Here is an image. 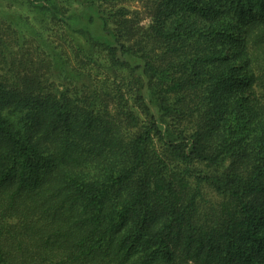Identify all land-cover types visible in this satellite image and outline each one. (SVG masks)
I'll return each mask as SVG.
<instances>
[{"label": "trees", "instance_id": "1", "mask_svg": "<svg viewBox=\"0 0 264 264\" xmlns=\"http://www.w3.org/2000/svg\"><path fill=\"white\" fill-rule=\"evenodd\" d=\"M64 1L67 58L0 9V264H264V0Z\"/></svg>", "mask_w": 264, "mask_h": 264}, {"label": "rangeland", "instance_id": "2", "mask_svg": "<svg viewBox=\"0 0 264 264\" xmlns=\"http://www.w3.org/2000/svg\"><path fill=\"white\" fill-rule=\"evenodd\" d=\"M96 4L104 6L105 4H109L114 0H111L108 2V0H93ZM132 9H137L141 16L143 23H147L148 20V7L149 0H124ZM59 4L62 6H67L73 10V12H78L81 8L80 6H77L72 1H64V0H57ZM45 2L44 0H0V9H2L5 12H9L15 16H18L20 18L19 23L21 24L19 29L23 30V34L21 35V38L19 39V44H24L23 47L17 50L16 45H12V50L14 52H24L25 50L31 49V43L33 38L36 34H38L42 39V41L35 42V45L32 46L36 48V50H42V54L45 55V57H48L51 50H54V52H58L62 57L67 58L69 56H73L74 52L76 50V43L72 39L71 35L67 32L66 28L62 25V23L58 20L51 19L50 13H48L47 10H44L43 12H40L38 7L44 6ZM28 24L31 26L36 33L33 37L29 35V30L25 29L24 24ZM29 28V27H28ZM28 31V32H27ZM37 45V46H36ZM40 48V49H39ZM17 50V51H16ZM100 51L99 49L94 50V54H92L91 57H87V54L85 51L80 52V56L76 59H73V63L75 66H83L82 63H85L86 61H90V64H95L100 66V69H97L95 71L96 74L99 76L102 75V69L105 68L106 74L110 76V79H112L114 76L118 78L117 75L120 76V73L113 72L110 70V67L108 66V63L104 56L101 53H97ZM93 62V63H92ZM84 67V66H83ZM84 73H85V80L84 82L90 80L94 81L93 76L88 75L84 67ZM153 103V102H152ZM156 119L158 121V124L161 128V131L163 135L171 136L169 135V131L175 129L174 134L177 133V129H181V126L178 125L175 122V119H171L170 117L164 116L161 111L155 110L154 111ZM143 119V115L141 116ZM168 130V132H167ZM168 133V134H167ZM202 201L203 202H209L215 199V193L207 184H202Z\"/></svg>", "mask_w": 264, "mask_h": 264}]
</instances>
